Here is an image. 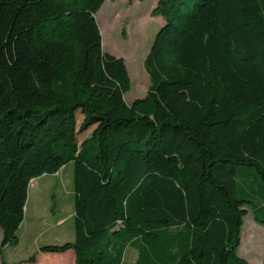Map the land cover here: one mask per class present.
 Segmentation results:
<instances>
[{"label": "trees", "instance_id": "16d2710c", "mask_svg": "<svg viewBox=\"0 0 264 264\" xmlns=\"http://www.w3.org/2000/svg\"><path fill=\"white\" fill-rule=\"evenodd\" d=\"M105 1L0 0L1 248L19 244L31 182L73 164L75 240L39 253L248 264L244 218L264 225V0H159L151 85L131 105L125 60L103 51Z\"/></svg>", "mask_w": 264, "mask_h": 264}, {"label": "rangeland", "instance_id": "374dc122", "mask_svg": "<svg viewBox=\"0 0 264 264\" xmlns=\"http://www.w3.org/2000/svg\"><path fill=\"white\" fill-rule=\"evenodd\" d=\"M159 0H106L96 15L101 28L103 51L125 60L131 81V89L125 101L131 105L135 100L145 98L150 88V78L145 71L144 61L156 35L164 25L162 17L154 14ZM79 116V126L82 118ZM91 131L79 136V143L90 137ZM73 164H68L56 175L42 176L32 181L26 205L25 219L18 232L19 244L6 246L0 252L1 260L9 263L26 261L39 252V247L69 243L74 238L75 195L73 184ZM47 211V213L45 211ZM40 213L45 216L44 224H37ZM264 219V211L260 213ZM66 218L63 225H55ZM47 222L52 224L47 225ZM54 223V224H53ZM262 231L250 236L254 230ZM3 232L0 229V241ZM1 250V242H0ZM239 256L249 264H259L264 259V225L253 219L252 211L244 218L243 235ZM138 252L128 247L123 264H136Z\"/></svg>", "mask_w": 264, "mask_h": 264}, {"label": "crops", "instance_id": "0c3cea01", "mask_svg": "<svg viewBox=\"0 0 264 264\" xmlns=\"http://www.w3.org/2000/svg\"><path fill=\"white\" fill-rule=\"evenodd\" d=\"M45 212L47 213V211H45ZM74 216H75V207H74V212L70 213V217L74 218ZM253 219H254V217H253ZM44 221H45V216H43L40 213L39 217L37 218V224L40 222L41 225H42V224H44ZM65 221H66V218L59 219L56 222L55 225H63ZM49 224H52V223L51 222H47V225H49ZM259 232L263 233L262 231H258V229L256 228V230H254V233L252 232L250 234V236L251 237L252 236L255 237L256 236V233H259ZM242 235H243V229H242ZM242 235H241V240H242ZM2 239H3V236H2ZM74 240H75V229H74V238L70 242H73ZM0 242L2 243V240ZM59 244L60 245H63L65 243H59ZM240 244H241V242H240ZM4 249H6V247L3 248V249L1 248L2 251ZM39 249H40V247H39ZM1 250H0V252H1ZM74 259H75L74 254L71 251L70 252H67L65 254H42V253L37 252V262H36V264H74ZM242 259H243V257H242ZM244 260L247 261V259H245V258H244ZM20 262H23V261H20ZM20 262L17 261V262H13V263H20ZM247 263L249 264L248 261H247ZM1 264H2V260H1ZM259 264H264V259H261L259 261Z\"/></svg>", "mask_w": 264, "mask_h": 264}]
</instances>
